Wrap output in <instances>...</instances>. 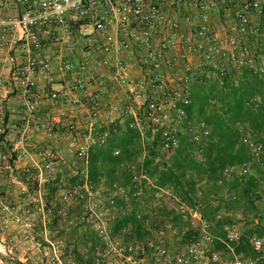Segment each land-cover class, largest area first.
Instances as JSON below:
<instances>
[{"label": "built area", "instance_id": "built-area-1", "mask_svg": "<svg viewBox=\"0 0 264 264\" xmlns=\"http://www.w3.org/2000/svg\"><path fill=\"white\" fill-rule=\"evenodd\" d=\"M5 8L15 9V16L6 18ZM254 15L261 18V22H254ZM212 18L228 20H219L218 25H213ZM82 29H92V32L83 34L80 33ZM110 29H116V37L109 34ZM210 29H222L223 34ZM227 29H230V33ZM263 33L264 0H0V52L8 55L15 53L20 57L14 76L21 107L14 113L22 121L13 128L17 134L10 153L2 154L0 158L7 169H11L12 164L9 163L12 158L33 161L29 149L34 136L43 133L48 138L55 137L52 125L35 120L42 102L46 100L37 90V75L50 72L54 64L61 67L62 73H71L73 67L69 61L62 62L61 57L43 59L45 39L65 41L71 50L75 49V40L80 39L85 56L83 67L88 68L91 56L98 54L102 57L98 61L101 68L113 71L118 81L127 84L128 101L120 106L114 105L102 114L105 125L117 123L118 116L131 114L133 126L142 134L147 128L153 133L159 132L164 148L174 150L180 144L177 128L184 126L183 106L190 102L191 57L194 56L222 76L244 69L263 74L264 53L257 43ZM121 53L129 59L137 57L143 66L141 79L131 78L128 63L119 56ZM104 80L103 75L94 73L76 78L65 77L61 101L68 104L69 115L74 117V109L80 106L78 94L85 93L89 84L105 86ZM47 98L56 103L60 100V92L50 93ZM93 115L97 116L98 113L94 112ZM94 129L95 123L88 122V133L83 136L86 144L77 143L70 149L71 154L82 161L81 170L84 173L87 172L88 150L94 143ZM186 129L191 140L197 144L210 134V127L204 122L188 123ZM69 130L71 137L77 140L82 138L75 124H70ZM99 142L104 143L105 138H100ZM251 148L253 159L230 168L229 177H245L250 173L252 161L262 154L261 146L252 144ZM62 151H54L50 147L40 153L41 164L32 162L38 170L34 180L38 186L40 209H44L43 175L57 176L62 173L61 167L66 162ZM3 169H0V175ZM150 183L143 171L135 174L132 180L133 195L142 194ZM116 192L126 193L127 189L119 187ZM256 194L257 205L264 206V192L256 191ZM76 195L77 189H62L61 197L66 203H71ZM156 198H160L159 193H156ZM172 202L176 213L191 223L193 234L186 244L172 251L164 243L153 239L119 242L101 223H96L95 230L106 244L104 256L110 252L121 260L137 256L147 259L148 264H264V237L250 238L255 251L252 259H242L235 253L242 237L238 229V222L244 219L241 211L229 212L233 217L232 222L225 224L226 238L221 239L213 235L214 225L203 218L198 210L177 200ZM113 203L109 199L108 205L115 209ZM8 210L9 205L0 196V219ZM30 211L28 208L26 213ZM261 217L260 210L254 213L255 225ZM15 220L17 223L24 222L19 216ZM169 229L176 234L178 232L172 225H169ZM216 240H220L228 249L227 256L218 250Z\"/></svg>", "mask_w": 264, "mask_h": 264}, {"label": "trees", "instance_id": "trees-1", "mask_svg": "<svg viewBox=\"0 0 264 264\" xmlns=\"http://www.w3.org/2000/svg\"><path fill=\"white\" fill-rule=\"evenodd\" d=\"M189 88L190 102L183 106L184 126L178 134L180 144L174 150L164 148L161 133H153L147 128L142 134L133 126L131 114H127L123 124L95 125L92 132L94 143L88 150L87 172L79 169L66 181V189H78L79 202L69 214L84 218L85 199L105 187L116 209L111 237L123 236L125 242L152 239L155 225L142 208L147 190L138 196L133 195L132 180L141 171L151 182L149 185L153 194L156 196L159 193L163 197L159 209L164 217L174 227L181 225V231L185 230L187 238L193 234L191 223L176 213L174 200L198 210L218 229L221 239L226 238L225 224L232 222L229 212L243 210L256 213L259 210L256 191L264 192V171L258 168L245 177H229L228 171L253 159L252 144L262 147V154L256 160L264 163V73L255 74L244 69L222 76L204 66L194 75L190 74ZM199 122L210 127V134L197 144L191 140L186 126ZM102 137L105 138L104 143L99 142ZM34 175L35 171L31 169L19 176L30 191H33ZM61 183H64L62 173L54 182L48 183V192L44 197L47 208L53 206L50 230L60 227L61 216L58 214L61 204L57 195ZM119 187L127 189V192H116ZM256 236L264 237L262 217L254 231L241 237L237 252L246 251L254 257L250 238ZM84 237L87 239L85 246L89 247L87 253L82 252L73 241L67 242L73 245L72 252L78 264L103 262L106 251L103 238L91 227L83 236L80 235V238ZM222 245L220 240H216L217 248Z\"/></svg>", "mask_w": 264, "mask_h": 264}, {"label": "rangeland", "instance_id": "rangeland-1", "mask_svg": "<svg viewBox=\"0 0 264 264\" xmlns=\"http://www.w3.org/2000/svg\"><path fill=\"white\" fill-rule=\"evenodd\" d=\"M263 48L264 45L260 47L262 53H264ZM191 67L193 68L192 74L194 75L198 71L202 70L204 65L199 62V60L194 58V61L191 63ZM54 104L58 105L59 102ZM46 106H48L51 110H56L55 105L51 107L50 103H48ZM50 109L48 113L50 112ZM86 117L87 120L84 122V126H86V123L90 122V120L94 118L97 119L98 115L94 116L92 113H89ZM123 119L124 117L122 120ZM35 120H37L36 115ZM42 121L52 125L53 132H57L54 126L57 122L53 120L52 117L44 118ZM69 127L70 124L61 130L63 135L69 134ZM177 130L179 133L181 132L180 128H177ZM78 132H80V137L82 138L88 133L87 128L84 127H80ZM47 139L51 138L47 137ZM47 139L45 138L44 140H41L42 143H44L41 144L42 146L40 145L41 148L31 149L30 151V153L39 160L38 163L40 164L42 163L40 160V153L50 149V147L54 149V151H59V148L54 146L55 143H51ZM67 143L68 142L64 140L62 143L64 148L61 152V155L64 157L66 162L61 167L64 183L60 184V191L57 195V201L61 204V210L58 214V216H61L59 219V228H54L52 230L49 229V226L52 223L53 206L51 209H48L46 201L44 200V209H40L39 203L37 202L39 195L37 191L38 186L35 184L36 182L32 181L31 186L33 187V191H30L26 184H24L26 186V190H23L21 184L16 183L18 181L21 182L19 176L22 172H20V170L15 169L12 176H10L9 170H2L0 175V196H3L4 200L9 205V210L5 211L0 219V264H78L72 252L74 249L73 245H68V241H73L82 252L87 253V249L89 248H86L85 246L87 239L85 237L84 239L80 238V235L83 236L89 227L94 230L96 223H101L110 234L116 209H112L108 205L111 194L108 193L105 187L99 188L95 193L90 194L88 198L85 199L84 218H78L77 214H69V211H71V209L79 202L78 193L76 198H73L71 203H66L62 200V189H66L65 183L68 177L82 168V161L70 152V149L74 146L70 147ZM9 153L10 150L4 152L3 154ZM12 159H10V162ZM9 164H12V162ZM5 165V163L1 162L0 167L3 168ZM258 168L264 171V163L259 160L252 161L251 171L257 170ZM28 169H33L35 174L38 173V170L35 167H29ZM56 177L57 176L44 173V184L42 187L45 194L48 192V183L54 182ZM146 190L147 191L144 195L146 202L142 203V208L143 212L151 217L153 225H155L152 239L162 242L168 246L170 250L176 251L179 247L186 244L188 240H191V236L188 238L186 237L184 234L185 230L181 231L183 229L181 228V225L175 227L178 230L177 234L169 229V225L172 224L166 217H164L161 209H159V206L162 205L161 200L163 197L157 199L150 189V185L147 186ZM28 208L31 210L30 213H26ZM258 208L262 213V219L264 221V206L258 205ZM241 212H244V219L238 222V229L242 236H247L256 228L253 221L254 211L242 210ZM17 216L22 217L24 222L17 223L15 220ZM63 229L65 232H61ZM75 229H77V232ZM212 233L216 237H219L217 228H213ZM115 240L125 242L123 240V236L115 237ZM218 250L222 251L224 256H227L229 253L225 245H222V247L218 248ZM235 253L240 258L245 260L253 258L246 251L238 253L237 247L235 249ZM104 257V261L98 264H148L149 262L147 259L137 256L131 257L129 260H121L112 254V252L106 254Z\"/></svg>", "mask_w": 264, "mask_h": 264}, {"label": "crops", "instance_id": "crops-1", "mask_svg": "<svg viewBox=\"0 0 264 264\" xmlns=\"http://www.w3.org/2000/svg\"><path fill=\"white\" fill-rule=\"evenodd\" d=\"M7 8H5L6 10ZM15 9L14 10H6L4 12V16L6 18L15 16ZM213 25H218L219 20L226 21L228 19L225 18H212L210 19ZM252 20L254 22H261V18L257 17L256 15L252 16ZM187 31V29H182ZM214 33L223 34L222 29H210ZM230 33V29H227ZM92 29H82L80 33L88 34L91 33ZM79 33V34H80ZM109 34L113 37L117 36L116 29H110ZM252 38V37H249ZM76 46L75 49H69L68 43L65 41H54L53 39H45L44 41V49L42 52V58H50L54 59L55 57H61L62 62L69 61L72 64L73 71L70 72H60V66L54 64L53 69L50 72H42L37 75V90L41 92L42 97L46 98L36 113L37 120L42 121L44 118L52 117L57 123L55 128L57 130L55 137L51 139H47L43 133L36 134L33 138L32 144L30 145L31 149L41 148L40 145L44 144L41 140L45 138L51 142L55 143V147L59 149H63L62 143L64 140L68 142L67 144L71 146H75V144L84 145L86 141L83 138L75 139L71 137V135H63L62 129L68 124H76L78 125L77 128L80 127L87 128L84 126V122L87 120V115L89 113H98V118H94L90 121H93L96 124H104L102 114L108 112L114 105H123L128 101V86L122 81H118L113 74V71H109L105 68H101L99 65V60H101V56L98 54H94L91 56L89 67H83V62L85 61V56L82 53L81 40H75ZM257 43L259 48L264 45V33L257 39ZM264 49V48H263ZM119 56L123 58L125 63H128V68L130 69L131 78L134 80L141 79L143 66L140 64L137 57L134 59H129L126 57L124 53H121ZM194 61V56L191 57V63ZM20 63V57L15 53H10L8 55L6 52H0V156L11 149L13 141L17 132L13 130V128L17 125L22 124V121L19 120V116L14 113L15 110H18L21 107V99L19 97L18 92L16 91V79H15V72L17 67ZM90 73H94L97 76L103 75L104 77V85H100L98 83L89 84L87 91L84 93H79L78 96L81 99L80 106L74 109L75 116L72 117L69 115V108L67 107L68 104H64L61 100L63 97L61 96V92L65 85V77L69 78H76L77 76H86ZM53 92H60V100L58 101L59 104H54L53 102L48 100V95ZM69 99V98H67ZM91 101V104H89ZM56 102V103H58ZM88 102V104L86 103ZM50 103L51 107L53 105L56 106V110H51L48 106ZM50 109V112L48 113ZM125 117L123 120L122 118ZM127 114L124 116H118L117 122L123 124ZM69 122V123H67ZM67 128V127H66ZM41 135V136H40ZM62 145V146H61ZM42 146V145H41ZM33 156V161H24V160H14L11 169H4L9 170L10 176L15 171V169L20 170V172H24L29 167L34 168V164L38 165L39 160ZM0 158V164H1ZM34 162V164H32ZM3 163V162H2ZM8 172V171H5ZM21 184L23 190H26V186L22 182H16Z\"/></svg>", "mask_w": 264, "mask_h": 264}]
</instances>
